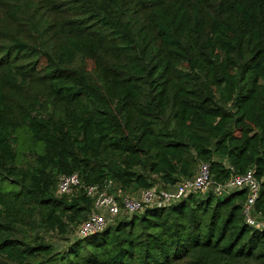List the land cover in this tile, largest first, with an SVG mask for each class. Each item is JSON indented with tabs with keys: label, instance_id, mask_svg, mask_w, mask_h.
<instances>
[{
	"label": "trees",
	"instance_id": "16d2710c",
	"mask_svg": "<svg viewBox=\"0 0 264 264\" xmlns=\"http://www.w3.org/2000/svg\"><path fill=\"white\" fill-rule=\"evenodd\" d=\"M200 163L213 183L251 169L264 220V0H0V264H264L245 189L71 237L84 186L121 207Z\"/></svg>",
	"mask_w": 264,
	"mask_h": 264
},
{
	"label": "built area",
	"instance_id": "2783aa9c",
	"mask_svg": "<svg viewBox=\"0 0 264 264\" xmlns=\"http://www.w3.org/2000/svg\"><path fill=\"white\" fill-rule=\"evenodd\" d=\"M229 168L232 170L231 166ZM79 186L81 183L77 173L60 175L57 181V193L59 195L70 194ZM107 187L84 186L86 195L93 199V210L76 227L77 237H86L103 230L120 211L132 214L152 205L166 206L190 192L207 193L211 191L221 196L226 192L242 189L247 190L248 193L243 208L245 222L252 227L264 229V220L260 221L254 215L253 206L259 194L260 184L251 169L244 173H232L224 183H213L210 178L209 164L200 163L195 176L183 179L175 188L160 191H157L156 187L145 189L137 197H124L121 207L114 195L108 192Z\"/></svg>",
	"mask_w": 264,
	"mask_h": 264
},
{
	"label": "rangeland",
	"instance_id": "374dc122",
	"mask_svg": "<svg viewBox=\"0 0 264 264\" xmlns=\"http://www.w3.org/2000/svg\"><path fill=\"white\" fill-rule=\"evenodd\" d=\"M1 1H7V0H1ZM17 2H20V0H16ZM8 9L11 10L12 8L11 7H15V8H18L19 6L17 4H14V3H8ZM11 6V7H10ZM14 15H17L16 11H12ZM17 17V16H16ZM88 66H91V63H88ZM156 190L157 191H160L157 189V186H156ZM75 233V234H74ZM71 234V237H75L74 235H76V232H74ZM77 236V235H76ZM52 241L54 242H57L60 246H64L65 245V242L60 240L58 237L52 235L49 237Z\"/></svg>",
	"mask_w": 264,
	"mask_h": 264
},
{
	"label": "crops",
	"instance_id": "0c3cea01",
	"mask_svg": "<svg viewBox=\"0 0 264 264\" xmlns=\"http://www.w3.org/2000/svg\"><path fill=\"white\" fill-rule=\"evenodd\" d=\"M138 196H139V194H138Z\"/></svg>",
	"mask_w": 264,
	"mask_h": 264
}]
</instances>
